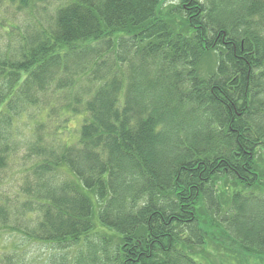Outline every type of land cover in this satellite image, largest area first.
<instances>
[{
	"label": "trees",
	"instance_id": "trees-1",
	"mask_svg": "<svg viewBox=\"0 0 264 264\" xmlns=\"http://www.w3.org/2000/svg\"><path fill=\"white\" fill-rule=\"evenodd\" d=\"M0 264H264V0H0Z\"/></svg>",
	"mask_w": 264,
	"mask_h": 264
},
{
	"label": "rangeland",
	"instance_id": "rangeland-1",
	"mask_svg": "<svg viewBox=\"0 0 264 264\" xmlns=\"http://www.w3.org/2000/svg\"><path fill=\"white\" fill-rule=\"evenodd\" d=\"M84 118V116H80V118L76 117V118H68V119H71L70 122L68 123V127L70 128V131L69 133L61 136V138H64V140H67L68 143H71V142H74V140L76 139V135H77V128H78V125L79 123L81 122V120ZM27 134H25L26 136ZM214 243H218L220 244L222 248H226V249H229L230 251H234L235 252V248H232L230 244L228 243H224L223 244V241H221L220 239L218 238H213L211 239ZM208 254H209V258L212 259V260H215L216 262L218 261V258H221L222 256L218 255L215 251H212L210 246L208 248ZM240 253V252H239ZM244 255V254H243ZM226 259L225 258H221L220 262L222 261H225ZM258 260H261V262H263L262 259H258Z\"/></svg>",
	"mask_w": 264,
	"mask_h": 264
}]
</instances>
